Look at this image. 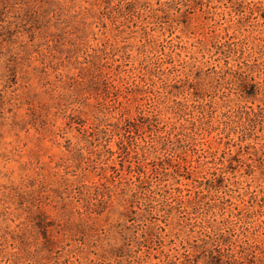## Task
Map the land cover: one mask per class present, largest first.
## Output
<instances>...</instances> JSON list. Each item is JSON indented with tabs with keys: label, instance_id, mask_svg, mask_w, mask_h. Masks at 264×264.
Returning <instances> with one entry per match:
<instances>
[{
	"label": "rangeland",
	"instance_id": "374dc122",
	"mask_svg": "<svg viewBox=\"0 0 264 264\" xmlns=\"http://www.w3.org/2000/svg\"><path fill=\"white\" fill-rule=\"evenodd\" d=\"M181 262L264 264V0H0V264Z\"/></svg>",
	"mask_w": 264,
	"mask_h": 264
},
{
	"label": "trees",
	"instance_id": "16d2710c",
	"mask_svg": "<svg viewBox=\"0 0 264 264\" xmlns=\"http://www.w3.org/2000/svg\"><path fill=\"white\" fill-rule=\"evenodd\" d=\"M101 53L102 52L93 51L91 54H86V57L83 58V62H79V61L76 62V64H79V65H82V64L87 65V67L80 66L78 74L74 76V80L76 81V83L83 84L84 80H86L87 81L86 87L90 84H101L105 88L107 87L108 84L111 83L108 81L107 79L108 75L105 72L106 65L103 62H101L102 58L99 56L101 55ZM82 79H83V82L80 81ZM111 87L115 88L114 84H112ZM88 133L89 131L87 130L83 131L84 135ZM42 223L40 224L41 226H42ZM180 264H185V263L181 262Z\"/></svg>",
	"mask_w": 264,
	"mask_h": 264
}]
</instances>
